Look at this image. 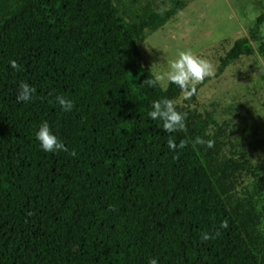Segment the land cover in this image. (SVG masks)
Segmentation results:
<instances>
[{
	"label": "trees",
	"instance_id": "trees-1",
	"mask_svg": "<svg viewBox=\"0 0 264 264\" xmlns=\"http://www.w3.org/2000/svg\"><path fill=\"white\" fill-rule=\"evenodd\" d=\"M11 1L0 20V264H264V159L227 155L215 113L192 106L197 93L179 104L176 85L143 84L154 75L143 32L184 0L132 24L115 0ZM263 24L264 11L249 31L258 48L237 38L217 76L264 54ZM21 82L35 87L31 102L17 101ZM165 98L186 131L166 133L149 117ZM44 121L68 152L41 149ZM169 135L187 146L170 150ZM196 137L214 147L193 145ZM205 231L219 235L202 242Z\"/></svg>",
	"mask_w": 264,
	"mask_h": 264
},
{
	"label": "rangeland",
	"instance_id": "rangeland-1",
	"mask_svg": "<svg viewBox=\"0 0 264 264\" xmlns=\"http://www.w3.org/2000/svg\"><path fill=\"white\" fill-rule=\"evenodd\" d=\"M127 23L146 21L159 8H169L170 0H115ZM183 7L168 20H161L146 29L140 39V51L154 74L169 70L167 61L176 59L180 51L191 50L208 59L215 75L206 78L196 95L200 111L215 113L222 136L227 142V155L244 151L255 163L264 159V54L242 56L216 75L220 58L239 37L250 39V29L264 11V0H184ZM15 7L11 0H0V20ZM264 37V24H263ZM142 35V34H141ZM140 37V36H139ZM137 40V39H136ZM144 52V53H143ZM168 82H165L166 87ZM184 97L177 100L187 104ZM250 177L242 183L251 185ZM258 207L263 214L264 194Z\"/></svg>",
	"mask_w": 264,
	"mask_h": 264
},
{
	"label": "clouds",
	"instance_id": "clouds-1",
	"mask_svg": "<svg viewBox=\"0 0 264 264\" xmlns=\"http://www.w3.org/2000/svg\"><path fill=\"white\" fill-rule=\"evenodd\" d=\"M165 8L158 9L159 14H163ZM169 70L165 74H154L153 78L146 79L143 84L149 87H156L157 85L164 86L165 82L176 85L180 89L181 96L185 99H190L197 93V86L202 84L206 78L215 75L213 64L206 58L194 54L191 50L180 51L176 59L167 61ZM11 67L17 71H21V65L16 61L10 62ZM36 92L35 87L27 82H21L17 93V101L28 103L34 99ZM56 103H58L64 112H71L75 104L71 99L63 95L56 96ZM152 120H160L163 122V130L166 133L172 134L180 131H186L185 114L177 111L175 101L172 99H160L152 102V110L148 113ZM36 138L40 143L41 149L45 152H68L65 144L55 135L47 121L41 123L39 130L36 133ZM200 144L206 145L209 148L214 147L213 140L205 141L201 137H196L193 145ZM167 145L170 150L176 151L179 147L183 149L186 143L181 141L179 145L169 135ZM71 156H76L77 153L73 149L70 153ZM110 210L112 208L110 207ZM228 226L227 220L221 222L220 227L226 228ZM219 235V231L215 235L205 231L201 234V241L207 242L213 240ZM149 264H158L157 258L149 260Z\"/></svg>",
	"mask_w": 264,
	"mask_h": 264
}]
</instances>
